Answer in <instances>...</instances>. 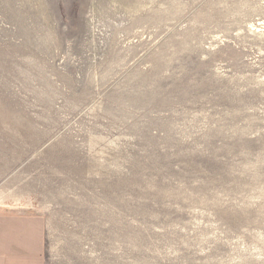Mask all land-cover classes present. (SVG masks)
Listing matches in <instances>:
<instances>
[{
    "label": "rangeland",
    "instance_id": "obj_1",
    "mask_svg": "<svg viewBox=\"0 0 264 264\" xmlns=\"http://www.w3.org/2000/svg\"><path fill=\"white\" fill-rule=\"evenodd\" d=\"M0 208L49 264H264V0H0Z\"/></svg>",
    "mask_w": 264,
    "mask_h": 264
},
{
    "label": "crops",
    "instance_id": "obj_2",
    "mask_svg": "<svg viewBox=\"0 0 264 264\" xmlns=\"http://www.w3.org/2000/svg\"><path fill=\"white\" fill-rule=\"evenodd\" d=\"M0 264H49L43 216L0 210Z\"/></svg>",
    "mask_w": 264,
    "mask_h": 264
}]
</instances>
